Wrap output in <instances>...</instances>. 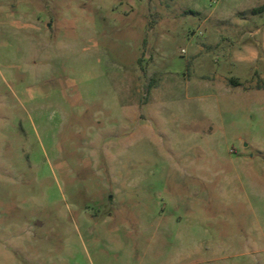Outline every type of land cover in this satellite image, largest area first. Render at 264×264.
<instances>
[{"label": "rangeland", "instance_id": "374dc122", "mask_svg": "<svg viewBox=\"0 0 264 264\" xmlns=\"http://www.w3.org/2000/svg\"><path fill=\"white\" fill-rule=\"evenodd\" d=\"M264 0H0V264H264Z\"/></svg>", "mask_w": 264, "mask_h": 264}, {"label": "trees", "instance_id": "16d2710c", "mask_svg": "<svg viewBox=\"0 0 264 264\" xmlns=\"http://www.w3.org/2000/svg\"><path fill=\"white\" fill-rule=\"evenodd\" d=\"M259 9H264V4L259 7Z\"/></svg>", "mask_w": 264, "mask_h": 264}]
</instances>
